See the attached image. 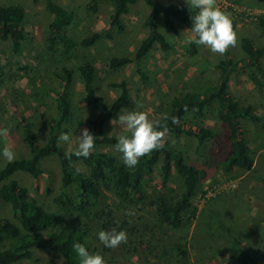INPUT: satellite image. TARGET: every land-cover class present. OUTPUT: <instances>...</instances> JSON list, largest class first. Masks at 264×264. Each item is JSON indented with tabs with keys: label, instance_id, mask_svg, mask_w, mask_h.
Instances as JSON below:
<instances>
[{
	"label": "rangeland",
	"instance_id": "obj_1",
	"mask_svg": "<svg viewBox=\"0 0 264 264\" xmlns=\"http://www.w3.org/2000/svg\"><path fill=\"white\" fill-rule=\"evenodd\" d=\"M73 14L74 20L69 28L70 36L81 40L95 31L105 30L113 36L104 37L92 47L78 46L67 63L74 69V83L70 90L73 104L71 119L64 125L70 138L71 148L63 141L60 143L73 150L78 144L80 129L87 127L92 132L90 121L97 115V110L85 101V90L79 76V66L91 62L98 68L97 85L99 92L111 104L119 95L113 82L125 80L131 90L132 101L136 104L133 110H123L122 114L132 111L147 112L153 120L167 114L175 96L186 92L202 91L208 85L218 81L220 70L216 64L230 51L238 59L245 56L242 38L248 36L260 45L264 43V32L258 26L256 17L264 12V0H232L236 11H225L237 25L236 43L230 45L223 53H213L203 45L195 44L192 51V39L195 34L180 22L178 31H171L159 16L161 31L168 37L171 48L162 49L156 45L149 55L138 66L135 63L112 68L114 57L132 56L141 41L149 33L146 23L151 7L144 1L131 7L124 17L125 30L117 32L109 24L112 6L102 2L98 11L88 9L89 0H57ZM164 3L187 5L188 0H161ZM2 3H21L26 11V40L22 51L16 52L12 42L0 37V137L2 147L9 146L16 158L29 155L30 150L25 140L24 125L31 123L37 130L41 143H46L49 136V121L56 113V93L58 79L55 71L64 62V56L53 55L47 46V34L53 15L46 8L44 0H0ZM214 6L217 7L214 0ZM62 52V48H59ZM67 60V59H66ZM264 66V57L262 58ZM262 86H258L247 74L238 70L233 73L229 90L241 104H252L260 116L257 122L244 120L242 123L247 145L255 157V168L246 171L237 168L226 172L214 153L216 148L212 142L202 147L194 136H175L166 131L165 139H169L175 147L182 150L189 163L204 170L200 176L193 202L197 207L196 215L189 226L171 229L160 222L156 211L151 206L145 209L134 207V211H118L114 205V196L106 189L102 195L92 201L94 215L91 228L98 237L108 221L107 215L116 220L117 214H124L131 219L133 227L144 230L127 236L126 241L118 247L101 253L106 264H242L238 256L230 248L227 234L235 235L247 246L250 252L264 264V73H259ZM185 122L193 128L209 127L222 130L217 117L216 105L208 109L204 115L190 112ZM109 134H122L124 128L119 119H112L106 126ZM122 158L116 148L104 147ZM0 165L7 161L2 155ZM44 172L34 178L31 174L19 171L15 177L42 205L50 212H57L54 197L60 190L64 176L56 156L43 159ZM77 166L82 170L88 167L81 162ZM149 194V200L164 197L170 201L177 200L183 189V179L175 171L167 184L163 182L161 162L146 178L143 186ZM114 198V199H113ZM146 200V202H149ZM156 209V208H155ZM0 217L14 219L11 205L0 206ZM152 221L155 224L152 225ZM153 227V228H151ZM187 241L188 259L180 261L178 254L171 253L167 258H158L160 246L168 241ZM143 242V244H142ZM1 248V245H0ZM167 251V248H166ZM56 261L65 264L64 255L49 247L35 248L34 258L20 261L19 264H48ZM186 262V263H184Z\"/></svg>",
	"mask_w": 264,
	"mask_h": 264
},
{
	"label": "trees",
	"instance_id": "obj_2",
	"mask_svg": "<svg viewBox=\"0 0 264 264\" xmlns=\"http://www.w3.org/2000/svg\"><path fill=\"white\" fill-rule=\"evenodd\" d=\"M140 1L151 7L146 20L149 33L132 56L111 59L112 68L130 63L140 66L156 45L164 50L171 48L168 37L159 27V16L163 17L164 24L171 31L177 32L179 22L191 29L192 15L199 11L191 9L189 4L177 5L164 3L161 0H89L87 6L88 9L96 12L102 2L109 3L112 6L109 24L121 33L125 30V15ZM44 2L53 15L46 37L48 50L53 55L65 57L64 62L55 71L58 79L56 113L49 121V136L46 143H41L34 125L27 123L24 125V135L30 150L29 155L0 165V206L5 203L10 204L14 215V219L0 217V264H19L20 261L31 260L34 258V249L43 247H49L64 255L65 264H81V258L73 249L75 242L84 244L90 252L103 253L104 249L111 250L112 248L102 244L91 228V224L94 223L92 201L101 196L105 189L117 199L113 202L118 211H134L133 208L137 206L138 209L151 206L160 222L171 229L189 226L197 212L193 197L204 170L189 163L183 151L165 138L163 147L140 157L137 165L131 168L123 164L122 158L117 153L105 150L104 147L116 148L117 138L120 135L107 133L106 126L109 121L118 119L123 110H133L136 104L132 101L131 90L125 80L112 83L118 88L119 95L109 104L105 96L99 92L98 68L91 62L81 64L78 70L84 85L85 101L98 112L90 121L92 133L95 135L94 149L87 158L75 155L71 159L66 157L65 153L72 150H67L58 137L67 132L64 125L73 114L70 90L75 76L74 69L67 61L78 46L92 47L104 37L110 38L113 34L101 30L77 40L69 34L74 14L57 0H44ZM26 17L27 11L21 3L0 2V37L10 40L16 52L22 51L24 47L27 35ZM231 20L235 30L237 23L233 18ZM256 22L264 32V12L258 15ZM60 47L62 52L59 50ZM241 48L245 54L243 58L238 59L232 52L227 51L225 57L216 64L220 74L215 84L208 85L202 91L175 96L170 111L156 120L159 121V127L166 128L170 134L194 136L199 147L206 142H212L216 148L215 159L229 173L237 168L247 172L253 171L256 167L255 157L244 137L242 123L244 120L257 122L260 116L255 112L252 104H241L230 92L229 85L233 73L238 70L247 72L258 86L263 85L253 68L259 73H264L262 64L264 43L258 45L252 38L245 36L242 38ZM192 51H195V43H192ZM215 105L222 130H213L209 127L195 129L185 122L190 112L201 116ZM1 147L0 137V149ZM50 156L57 157L64 173L60 190L54 197L57 212L47 210L30 189L15 177L17 172L22 171L38 178L44 172L42 160ZM78 162L88 169L85 171L79 168ZM159 162L165 184L174 171L183 179L182 193L177 200L170 201L161 196L149 200V194L143 189L146 178ZM111 214L110 210L107 215L108 221L104 223V230L110 231L113 228L117 231L123 230L131 238L136 231H140V236H143V231L150 227V224H142L144 230L143 227H133L131 218L125 214L123 216L117 214L119 216L112 221ZM227 238L231 250L238 256L240 263L262 264L239 237L227 234ZM186 242V240L183 243L166 242L160 246L162 248L157 257L167 258L169 254L176 252L180 261H186L189 254ZM48 264L59 263L50 261Z\"/></svg>",
	"mask_w": 264,
	"mask_h": 264
},
{
	"label": "clouds",
	"instance_id": "obj_3",
	"mask_svg": "<svg viewBox=\"0 0 264 264\" xmlns=\"http://www.w3.org/2000/svg\"><path fill=\"white\" fill-rule=\"evenodd\" d=\"M191 9L199 11L192 15L191 31L195 34L192 42L197 45H203L213 53L223 54L230 45L236 43V33L233 30V24L230 16L219 7L214 6V0H188ZM166 118V117H165ZM119 121L123 125V132L117 138L116 150L122 153L123 164L127 167H135L139 158L154 149L164 146L165 134L167 129L159 127V121L150 118L144 111H132L119 116ZM71 148V138L68 133H62L58 137ZM95 135L87 127L80 129L78 144L72 151L65 153L66 157L71 159L76 157L87 158L94 149ZM7 162L15 160V152L5 146L0 149ZM98 239L107 248L118 247L126 241L125 231L113 228L112 230H100ZM73 249L81 258V264H106V260L99 252H90L87 247L75 242Z\"/></svg>",
	"mask_w": 264,
	"mask_h": 264
},
{
	"label": "built area",
	"instance_id": "obj_4",
	"mask_svg": "<svg viewBox=\"0 0 264 264\" xmlns=\"http://www.w3.org/2000/svg\"><path fill=\"white\" fill-rule=\"evenodd\" d=\"M215 2L217 7H219L221 10L236 11L238 9V6L232 0H215Z\"/></svg>",
	"mask_w": 264,
	"mask_h": 264
}]
</instances>
